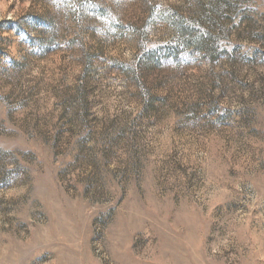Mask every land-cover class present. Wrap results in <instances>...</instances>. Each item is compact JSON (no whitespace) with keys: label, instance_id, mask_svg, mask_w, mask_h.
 I'll return each mask as SVG.
<instances>
[{"label":"rangeland","instance_id":"1","mask_svg":"<svg viewBox=\"0 0 264 264\" xmlns=\"http://www.w3.org/2000/svg\"><path fill=\"white\" fill-rule=\"evenodd\" d=\"M0 264H264V0H0Z\"/></svg>","mask_w":264,"mask_h":264}]
</instances>
